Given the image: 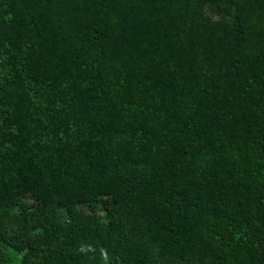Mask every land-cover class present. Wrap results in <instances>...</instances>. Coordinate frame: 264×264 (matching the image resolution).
I'll return each mask as SVG.
<instances>
[{"label": "trees", "instance_id": "16d2710c", "mask_svg": "<svg viewBox=\"0 0 264 264\" xmlns=\"http://www.w3.org/2000/svg\"><path fill=\"white\" fill-rule=\"evenodd\" d=\"M0 264H264V0H0Z\"/></svg>", "mask_w": 264, "mask_h": 264}]
</instances>
